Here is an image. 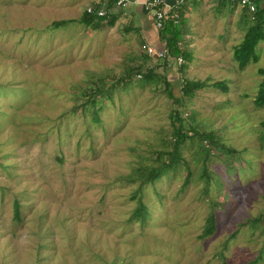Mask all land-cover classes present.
Listing matches in <instances>:
<instances>
[{
    "label": "rangeland",
    "instance_id": "rangeland-1",
    "mask_svg": "<svg viewBox=\"0 0 264 264\" xmlns=\"http://www.w3.org/2000/svg\"><path fill=\"white\" fill-rule=\"evenodd\" d=\"M78 2L0 0V264H264V41L240 70L221 49L205 53L239 34L216 38L201 19L187 27L195 43L179 44L191 60L174 64L124 26L79 23ZM162 77L176 97L182 79L208 86L173 104ZM175 110L183 162L141 185L139 219V168L171 149ZM209 214L215 230L202 237Z\"/></svg>",
    "mask_w": 264,
    "mask_h": 264
},
{
    "label": "trees",
    "instance_id": "trees-1",
    "mask_svg": "<svg viewBox=\"0 0 264 264\" xmlns=\"http://www.w3.org/2000/svg\"><path fill=\"white\" fill-rule=\"evenodd\" d=\"M256 2V10L252 15L254 23L249 25L241 43L238 45L237 48L234 49L232 58L237 62L239 69L244 68L250 61H256V57L254 54V49L259 41L264 39L263 33V18H264V6H261L259 0H255ZM74 20H59L54 21L53 25L55 28L65 24L67 22H72ZM115 18H104V17H97L95 15H91L84 11L78 20L79 23L83 24L91 28L92 30L100 29L104 26L112 27L114 24ZM180 21L178 20L177 23H174L172 20L165 21L163 28L161 29L162 35L167 37L166 50L171 57H182L184 61L189 62L191 60L192 54L188 51H184L180 48L179 42L182 40L181 29H180ZM162 47V48H163ZM161 49V48H160ZM148 56V55H147ZM150 57V56H149ZM155 60L157 58L152 57ZM161 60V59H160ZM164 61L171 62L167 59H163ZM153 67L147 69V72L144 73V79H152L155 77L153 74ZM257 72L262 76V80L260 82V88L257 92V95L254 99V103L257 106L264 105V68H259ZM141 77L140 73H137ZM162 82L165 87L166 96L168 99L172 100L173 104L181 103L182 97L183 98H192L197 90L203 89L208 86L206 81H199V80H189V79H182L181 83V97H176L172 93V86L170 85L169 81L162 77ZM214 87H222L224 91L227 90V87L223 86L221 82H214ZM176 114V120L173 121V141L171 144V149L167 151H158V164L155 166H146L139 168V186L137 188V192L139 196L137 198V205L133 212V215L139 219H143L144 215L146 214V208L141 201V185L147 183H154L156 179L161 177L163 174L167 173L169 170L174 169L176 164L179 162H183L181 153H180V145L188 138V135L184 132L182 128V124L180 123V119L177 117L178 112H174ZM179 121V123L175 126V122ZM264 125V123H263ZM201 139L211 141L214 138L212 132L209 133H201L199 134ZM224 147V145H221ZM229 152H233L232 149H228ZM165 154L167 157L166 159H161L162 155ZM190 175V172L187 173ZM201 177L206 179L205 186L208 184V174H207V167L205 162L202 163V172ZM188 176L186 177V181ZM135 198V199H136ZM19 207L18 203H14V216L18 217L19 215ZM215 230V218L213 214H209L205 219V225L201 232L202 237H206L211 235Z\"/></svg>",
    "mask_w": 264,
    "mask_h": 264
},
{
    "label": "crops",
    "instance_id": "crops-1",
    "mask_svg": "<svg viewBox=\"0 0 264 264\" xmlns=\"http://www.w3.org/2000/svg\"><path fill=\"white\" fill-rule=\"evenodd\" d=\"M80 1L81 2L80 3L78 2V4H84V8H85L86 5H97L100 0H80ZM135 1H142V0H135ZM172 1L173 0H167L168 3H172ZM259 1L261 3V6H264V0H259ZM208 6L212 7V8L210 7L211 11L208 10ZM179 15H180L179 17L180 27L185 26L184 28H180L182 39L184 40V38L187 39L191 38V41L190 39H188V41L191 42V44L193 42L195 43V41H192L194 39V36L188 33L189 30L187 29V27L191 26L189 29L193 31L194 28L193 23L198 22L201 19L205 20L207 25L206 30L209 33H211V36L212 35L214 36V34L216 35L219 34L216 38L227 40L233 38V34L235 31L237 34H239L240 39H238L239 40L238 43L230 46L224 45L223 43L218 42V40L216 39H211L210 46L207 45V49L208 48L209 49L205 50V53L209 56H217L218 49H221L222 53L233 55L234 49L237 48L238 45L243 40V36L248 26L254 23L253 19H251V15L247 13L244 9L240 8V6H238L235 3L226 2V1H220V2L214 1L212 3H209L202 0H198L185 6L180 11ZM110 17L115 18L113 26L112 27L105 26L104 28H108L109 30H115L119 26L122 27L124 26L123 29L125 31L123 32L126 33L127 36L135 35V37H137L143 43L147 42L153 45L155 49H160L163 47V45H166L167 37L162 35L161 30L159 31L155 28L152 14L148 13L142 7L141 4L136 2L130 3L125 8L115 10ZM94 31L101 32L102 28ZM263 33H264V18H263ZM206 36L208 35L205 34L204 36L205 40L207 39ZM160 39L162 40L163 43L160 41ZM261 41H264V39ZM261 41L258 42V44L254 49L256 61L258 60L259 57L258 54L256 53V48ZM191 44L189 46H191ZM190 48H192V46ZM188 50L191 54L193 53V48ZM236 66L238 67L237 62H236Z\"/></svg>",
    "mask_w": 264,
    "mask_h": 264
},
{
    "label": "built area",
    "instance_id": "built-area-1",
    "mask_svg": "<svg viewBox=\"0 0 264 264\" xmlns=\"http://www.w3.org/2000/svg\"><path fill=\"white\" fill-rule=\"evenodd\" d=\"M198 0H173L172 3H168L167 0H100L97 5H86L84 11L91 15L97 17L110 18L115 10L125 8L130 3L136 2L142 5V7L153 17V23L157 30H161L165 24V21L172 20L177 23L180 17V11L190 3ZM205 2L212 3L214 1H226L235 3L240 8L244 9L247 13L251 15L256 10L255 0H202ZM142 50L150 57H155L157 59H167L174 64H182L184 60L182 57H171L166 47L161 49H155V47L147 42L141 45ZM139 77V75H137Z\"/></svg>",
    "mask_w": 264,
    "mask_h": 264
}]
</instances>
